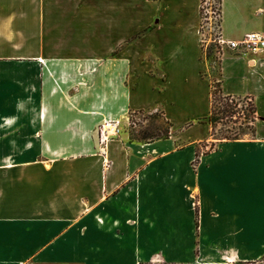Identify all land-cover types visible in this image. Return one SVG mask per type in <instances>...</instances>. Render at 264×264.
I'll return each mask as SVG.
<instances>
[{
    "label": "crops",
    "instance_id": "crops-1",
    "mask_svg": "<svg viewBox=\"0 0 264 264\" xmlns=\"http://www.w3.org/2000/svg\"><path fill=\"white\" fill-rule=\"evenodd\" d=\"M199 3L0 0V264H264V49L220 55L254 133L213 139ZM218 3L264 33V0ZM154 108L170 136L131 140Z\"/></svg>",
    "mask_w": 264,
    "mask_h": 264
},
{
    "label": "rangeland",
    "instance_id": "rangeland-1",
    "mask_svg": "<svg viewBox=\"0 0 264 264\" xmlns=\"http://www.w3.org/2000/svg\"><path fill=\"white\" fill-rule=\"evenodd\" d=\"M203 57L208 64V70L205 75L211 84L210 98L215 104L216 109H222L225 100L222 99L223 94L217 82L219 56L215 53L213 45L204 44ZM234 99L236 104H232L231 111L233 112L220 114L219 117L221 116V118L219 121L213 123V134H211L213 139L231 132L239 133L240 138L252 135L254 121L250 120L252 118L255 120L251 114L252 99L245 96H234ZM168 128L169 122L165 119L159 108L132 111L122 124V130L128 133L130 139L137 138L139 140L161 135ZM214 141L209 140V142L204 143L202 150L205 151L213 148Z\"/></svg>",
    "mask_w": 264,
    "mask_h": 264
},
{
    "label": "built area",
    "instance_id": "built-area-1",
    "mask_svg": "<svg viewBox=\"0 0 264 264\" xmlns=\"http://www.w3.org/2000/svg\"><path fill=\"white\" fill-rule=\"evenodd\" d=\"M219 18L220 8L218 0H200L199 35L202 46L205 43L213 45L215 53L219 57L226 49L238 51L244 55L264 49V33L261 32H248L237 40L223 37L219 30ZM106 126V129H112L114 134L119 131V127L114 124L108 123ZM100 133L102 134V130Z\"/></svg>",
    "mask_w": 264,
    "mask_h": 264
},
{
    "label": "trees",
    "instance_id": "trees-1",
    "mask_svg": "<svg viewBox=\"0 0 264 264\" xmlns=\"http://www.w3.org/2000/svg\"><path fill=\"white\" fill-rule=\"evenodd\" d=\"M222 99L225 100L224 104L221 103V104H223V108L222 109H220V108L216 109L215 104L210 99V110H209L208 114L205 117L197 119L198 122L207 123V124L210 125V127H211L210 135L213 134L212 133L213 123L216 122V121H219V119L221 118V116L219 117V115L220 114H226V113H229V112H233V111H231L232 104H234V105L236 104L234 96H232V95H223ZM251 114L255 118V107H254L253 102H252ZM250 121H254L253 118ZM253 133H254V130L252 131V134ZM169 136H170V123H169V128L166 131L162 132L161 135H158V136H155V137H149V138H146V139H143V140H139L137 138H133L131 140L146 142V141H152V140H155V139L168 138ZM238 138H240L239 137V133L231 132V133H229L227 135L225 134V135H223L221 137H218L217 139L218 140H222V139L234 140V139H238Z\"/></svg>",
    "mask_w": 264,
    "mask_h": 264
}]
</instances>
